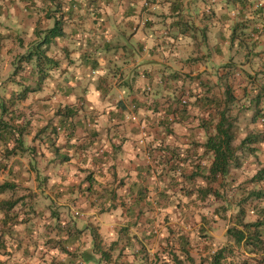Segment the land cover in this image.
Here are the masks:
<instances>
[{"label":"crops","instance_id":"crops-1","mask_svg":"<svg viewBox=\"0 0 264 264\" xmlns=\"http://www.w3.org/2000/svg\"><path fill=\"white\" fill-rule=\"evenodd\" d=\"M95 3L98 8L88 12L93 18L91 23H72V34L82 30L88 46V56H83L76 66L88 70L81 72L76 67L71 73L66 72L64 75H69V81L59 84L57 89L65 92L69 99L66 103H77L79 99L78 130L85 135L88 146L84 150H68L70 160L77 162L76 172H80L81 167H85L83 172L88 168H102L99 173L108 170L103 180L111 175L116 180L113 187L109 183L112 188L99 183L106 188L103 203L108 207L114 203L116 207L105 212H95L96 207H90L85 212L88 218L79 222L83 232H90L89 222L93 217L101 216L108 224H113V234L103 236L109 249L100 248L112 253L117 250V224L124 217L123 204H138V189H133L135 193L132 194L133 190L127 189L129 182L123 187L118 186V171L135 177L144 175L148 165H154L153 141L163 140L171 147L199 142L195 127L205 125V118L210 117V107L217 106L218 98H222V90L218 92L223 89L219 86V81H224L219 71L222 64L239 61L241 68L262 73L264 82V22L257 10L264 0H96ZM248 8L251 14L247 17L251 21L243 27L240 22L247 19L245 11ZM89 24L90 28L84 26ZM55 77L57 79L58 75ZM43 90L52 94L53 83L48 80ZM182 100L187 101L184 109L181 108ZM173 111L177 114L180 111V115L185 116L181 122H173ZM124 131L127 134L123 135ZM102 145L105 153L108 147L119 148V153L112 158L113 165L111 161L105 163L91 158V152L93 154ZM88 149L91 152L86 159L84 152ZM197 153L201 159L205 158L200 148ZM126 156L129 160L125 168H117L116 162L120 163L119 159L124 160ZM57 157L64 158L62 155ZM116 198H122L123 202L117 204L113 201ZM61 235L66 239V234ZM81 235L71 234L63 244L68 246L72 242L74 245L76 240L82 239ZM87 235L90 242L87 247L84 243L83 248L86 264L89 260L97 262L92 249H97L95 243H99L92 234ZM18 236L21 239L19 246H23L26 253L35 236ZM135 240L138 239H132V242ZM133 243H127L126 248L135 254L131 260L133 264H138L143 250L135 248ZM1 247H4L3 243ZM8 259L0 260V264H11Z\"/></svg>","mask_w":264,"mask_h":264},{"label":"rangeland","instance_id":"rangeland-1","mask_svg":"<svg viewBox=\"0 0 264 264\" xmlns=\"http://www.w3.org/2000/svg\"><path fill=\"white\" fill-rule=\"evenodd\" d=\"M33 2L36 5H31V0H0V11L2 12L0 14V32L4 35V38L0 40L2 44L0 50V99L2 96L11 98L13 92L17 93L18 95L14 94V96H18V100L15 102V106L11 108H15L16 115L19 113L21 116L14 118L8 113L6 114V119L12 121L17 126H21L24 123L28 124L32 133H36L47 125L46 133L53 138L54 134L51 130L55 122H58L57 115L63 113V108H65L67 104H77L79 100L77 98V103H66L69 99L64 91L60 89V92L57 89V86L59 84L64 85L65 82L67 83L66 80H68L69 75L65 76L64 74L66 72L71 73V70H75L77 67L76 63L88 50L84 32L81 30L79 34H72V23L75 25L91 23L93 18L88 12L94 8H98V5L95 1L93 2V0L91 2L90 0H33ZM27 7L30 8L28 9ZM71 10H73V12H69ZM47 12L66 22L64 28L67 30V36L55 39L49 46V54L55 56L59 60L60 66L52 71L50 75L49 81L53 83L52 94L47 90H43L40 92H29L27 97L24 98L22 95L23 86L25 84H30L33 78H29L28 81L23 80V78L31 76L30 72L32 69V64L27 63L26 60L23 59V56L29 52L34 41L38 39V36L34 32L35 27L38 26L41 30H46L48 25L53 23V19L48 20L46 17ZM68 15H71V17L69 18ZM84 26H86V28L91 27L90 24ZM246 67L250 68L248 64H246ZM77 68H79L81 72L88 70L87 67L82 68L80 66ZM56 75H58L57 79L55 77ZM219 86L223 89H220L218 92L222 90V97H224L227 90L226 81L220 80ZM255 96L251 95L249 98L236 100L230 104L231 109L229 114L237 135L234 141L236 146L241 144V141L246 135L255 131L259 132L261 129L260 127H262L264 104L261 103L258 107L256 102L252 101ZM85 107L88 108V105ZM256 110H259V114H257L258 116L255 120L254 116ZM79 132L80 133H76L74 139L76 138V143L80 142V144H82V138L86 137H84L85 135H83L81 131ZM125 132L127 134V131H124V134H122L125 135ZM208 132L213 131L207 130L204 126L195 127L197 140L202 142L199 144L202 145L207 140ZM33 136L34 134L29 136L27 146H36L39 152L46 150V153H38L36 155V157H42L39 158L40 162L36 161L39 159L34 158L32 152L29 150L19 154L17 157H7L6 151L10 149L11 146L6 144L0 146V182L14 179L21 187L18 189H8L4 193H1L0 204L2 201L16 199L22 194H27V199L25 200L29 202L32 200V202L36 203L38 208L44 209L47 214H49V211L45 207V204L49 202L50 199L54 201L55 207H59L58 205L62 207L64 205L70 209L72 208L71 210L75 212V205L77 206L78 204L77 201L76 203L73 201L75 195L64 197L63 195L60 196L59 192H61V189H65V187L72 185L75 187L73 190L75 194L76 190L80 188V182L86 177L90 168L83 172L85 167H81L79 168L80 172H76L77 169L75 166L77 162H72L70 158L69 160H65L64 162L66 163L64 164V162H61L64 158L55 157V154L51 150L48 151L46 148L47 140L44 139L45 135L42 136L43 140L39 138L36 141L33 139ZM65 141L66 136L60 132L57 143L63 144ZM83 143L85 144V140ZM188 146L193 150L194 144ZM257 147L258 154L255 153L256 155L250 153L241 155L242 151H238V154L241 156L238 162L241 164L240 166L233 167L231 175L225 179V187H221L220 189L222 192L220 198H213V195L203 197V191L197 192L196 188L203 183V180H201L199 176H197L195 180H192L194 184L198 185L196 188L193 187L194 192L192 195H187L182 191L176 192L174 188V190L171 189L164 192L171 195L167 201H164L166 197L163 198L162 195L163 185L158 183L156 187L152 186L151 190L147 192V199L149 202H153V205L156 204L158 197L155 196L157 192L161 191V199L163 201H159L162 202L163 206L159 207L160 209L155 208L154 210L148 209V211H141V215L137 222L135 223L134 219L129 223V227H126V219L120 221L117 226V231L119 232V239L116 243L117 250L112 253L107 251L108 255L110 254L108 259L107 256L102 254V249L97 250L92 247V250H95V260L97 262L89 260L87 264L90 262L91 264H133L131 260H134L135 254H131L130 249L126 248L128 237H130L127 236V234H131L133 239H138L140 243L138 240H135L133 243L134 247L138 248V250H143L142 253L139 254L138 264H177L173 261L174 257H171L172 253L170 250H173V244L172 241L168 242V238H171L173 234L170 233L169 226H174L175 231L180 228L179 226H182L184 229L182 231L180 230V232L195 234L192 238L193 246L189 251L190 257L180 256L179 258L183 260L181 264H213L210 259L212 252L224 244H229L231 249L228 252V260L225 264H242L244 260H249L250 264H258L257 261L259 259L257 260L255 258H260V256L250 253L252 248H247L240 244L238 245L232 237L225 235L227 234L229 226L233 225L232 219L237 214L242 213L246 220L252 221L257 218L256 212L259 207L254 206L256 202H258V205L260 204L261 208H264L263 200H258L255 196L250 195V190L264 189V180H252L253 176H255L261 168H264V142L258 144ZM102 148L103 145L100 146V149ZM108 149L109 150H105L106 153L110 155V161L113 165L112 158H115L117 153H119V148L111 146L108 147ZM196 149L198 150V148ZM200 151H204L206 154L204 156L205 158L202 159L203 163H208L209 165L211 160L204 146L200 147ZM90 152V149L85 151V156ZM64 153H70V151L65 149ZM93 157L94 155L92 154L91 158ZM128 160V156H126L124 160L119 159L120 163L116 162V164H119L117 168L124 169ZM50 166L52 168L49 169ZM13 167V171L9 173V170ZM117 168L116 170H118ZM118 172L121 174L120 171ZM108 178L109 179H104V181L102 173L96 174V179H98L101 184L106 188H112L116 184V181H114L115 178L112 179V175ZM109 183L113 184L112 187H109ZM231 183L235 186L234 188L231 187ZM182 185L183 183L181 186ZM214 185L216 186L217 184L215 183ZM232 189H235L237 194H235L236 191H232ZM113 201L120 204L123 202V199L116 198ZM60 207L58 208L59 210H61ZM124 208L125 207H123V209ZM241 210H243V212H241ZM101 211L102 209H95V212ZM85 212L87 211L81 210V217L88 218ZM4 214L5 212L0 209V238H2V232H7L4 236L6 246L0 248V260H5L10 257L8 260H10L11 264H86L83 262V259H85V249L83 248L87 247L90 242L89 235L87 234H92L94 238H96L94 240L99 242L102 248H104L103 250L109 249V244L105 242L103 236L105 234H113V224H108L101 216H99L98 219H94L93 217L90 219L91 222H89L90 232L82 231V239L76 240L74 245L71 242L66 246V250L60 244V241L55 240L57 239L56 236L58 237V234H60L58 229L50 232L54 235L53 238L55 239H48L45 245L38 239L36 234H42L47 230L44 222L46 218H42L41 221L35 218L34 225L38 227V229L34 233H31L35 236L32 239L33 243H30L31 248L24 253L23 246H19L21 239L18 235L30 234V231L25 230L24 232L22 231V233H17L20 231L15 232L12 229V231H10V229H8L10 228L9 226L3 225L2 220ZM201 214L209 216V220L213 221V229L210 231L212 235L210 234V238L201 236L199 232L197 233V228H199V225L202 223ZM186 219L191 220L189 225L186 224ZM46 220H48V218ZM139 220L142 224H138ZM147 221L154 222L155 228L157 229L156 235L147 237V235L143 233L144 228H148L144 225ZM124 227L125 229H123ZM22 229L23 227L20 225V230ZM95 231L97 235L94 234ZM180 232L179 234H181ZM61 234H66V239L64 240H67L70 236L67 231ZM223 235H225V237ZM1 242L0 240V245ZM84 243H86L85 247ZM175 243L179 246L182 244V241L175 239ZM58 246H60L59 249ZM131 249L134 250V248ZM178 254L179 251L177 255Z\"/></svg>","mask_w":264,"mask_h":264},{"label":"trees","instance_id":"trees-1","mask_svg":"<svg viewBox=\"0 0 264 264\" xmlns=\"http://www.w3.org/2000/svg\"><path fill=\"white\" fill-rule=\"evenodd\" d=\"M92 0H90L91 2ZM243 1V0H240ZM31 5H36L33 0H31ZM96 2V0H95ZM28 9L30 7H27ZM258 13L262 16V22H264V4H260L259 8L257 9ZM246 20L240 22L243 27H246L248 22L250 23L251 19L247 16H250L251 10L248 8L246 11ZM2 12L0 11V14ZM214 11L211 9V14ZM48 20L53 19V23L49 24L46 30H41L38 26L35 27L34 32L38 36L33 46L30 48L29 52L23 56V59L26 60L27 63L32 64L31 69V76L25 77L23 80L28 81L29 78L32 79L30 84H25L22 89L23 97H27L29 92H40L43 91L45 87V82L49 80L51 72L56 70L60 66L59 60L49 54V46L51 43L57 38H63L67 36V32L64 28L65 20L58 18L57 16H52L49 12L46 13ZM214 15V14H213ZM40 20V18H39ZM47 20V23H48ZM4 38V35L0 32V40ZM2 48V44L0 43V50ZM88 56V53H84L81 57ZM94 61L98 62L97 59ZM35 62V63H34ZM245 63V62H244ZM242 62V64L244 65ZM95 65V64H94ZM220 71H222V76L227 83V90L226 95L220 99V102L217 106L215 104L210 107V112L208 118H205V125L204 128L207 130H212L213 132H208L207 140L201 145L199 142L195 141L193 150L188 147L181 146L171 147L168 144L165 145L163 140L155 142L153 141L151 146L152 150L156 153L154 158V165H148L145 170V174L142 176L135 177L131 174H127L122 172L118 175V186L126 185L127 182L130 183L128 186V190H135L136 191V200L138 204L135 206H125L123 212V218L119 219L122 221L126 219L127 226L129 227V223L135 219V223L137 222L139 216L141 215V211H148V209L154 210L155 208L160 209L163 204L160 201L162 192H157L155 197H158L156 200L155 207L153 202H149L147 199V192L151 190L152 186H157V184L163 185V198L164 201H167L171 195L164 193L171 189L176 192L182 191L185 192L187 195H192L194 192L193 187H197L198 185L194 184L192 180H195L197 176L203 180L201 186L197 187V192H204L203 197H208L213 195V198H220L222 196L221 187H225V179L231 175V170L233 167L240 166L239 163L240 155L238 151L241 150L243 155L244 153H250L253 155L258 154V144L264 142V112L262 113L263 122L261 123L262 127L259 132L255 131L250 133L244 137L241 141L239 146L234 144V141L237 137L236 132L234 130L233 121L230 118V104L236 100H243L246 98L251 97V95H256L255 98L252 100L256 102L258 107L261 103L264 104V82L262 73L259 72H249L245 70L238 62H226L220 66ZM261 78V79H260ZM17 93L13 92L12 97L8 98L6 96H2L0 99V146L2 144H6L11 146L10 149H7L6 155L7 157H17L19 154L27 152V150L31 151L34 158H42L41 156L36 155L38 153H46V150L42 152L38 151L36 146H27V141L31 134H34L33 139L36 141L39 138L43 140V135H45V140H47V149L48 151H52L57 155H62L64 160H69L71 155L69 153H64L65 150H69L72 148L82 149L84 150L88 144L83 141L85 138H82V144L76 143V133H80L77 129L79 126V119L77 115L79 114L80 104L77 105H68L63 108V113L57 115L58 122L54 124L52 127L53 138L50 136L47 131V125L38 130L36 133H32L31 129H29L28 124L24 123L21 126H17L12 121H8L6 119V114H10L12 117H20L21 114L16 115V109H12V106H15V102L18 100ZM181 108L184 109L187 101L185 102L182 100ZM12 109V110H11ZM257 109V107H256ZM181 111V109L179 108ZM175 113L173 111L172 116L174 117L173 122H181L185 116ZM259 110H256V114L254 119L256 120L257 114ZM15 115V116H14ZM180 115V116H179ZM170 122V123H173ZM52 125V124H51ZM167 129H169V123H167ZM18 131V132H17ZM170 131V130H169ZM62 132L63 135L66 136V141L63 144L57 143L58 135ZM44 140V141H45ZM11 142V143H10ZM13 142V143H12ZM13 145V146H12ZM91 146V145H90ZM201 146H204L205 151L209 154V159L211 160L210 164H204L203 160L198 157V150ZM92 147V146H91ZM198 148V150L196 149ZM103 149V148H102ZM263 151V150H262ZM92 153V152H91ZM45 155V154H43ZM90 154L86 155V159L89 157ZM92 155V154H91ZM94 158L100 160L99 162L108 163L110 161V155L105 153L104 150L100 152V148L93 152ZM206 155V154H205ZM40 162L39 160H36ZM14 167L11 168L9 173L13 171ZM100 168H93L87 172L86 177L80 182V188L76 190L75 194L73 190L75 189L74 186H67L65 189H61L60 196L64 197H71L74 196L73 201L76 203L77 206L76 211L73 212L69 207H65L64 205L60 207L54 206V201L49 200V202H45L46 208L49 211L47 214L44 209H40L36 206V203L32 202V200L27 201V194H22L16 199L2 201L0 204V209L5 212L4 218L2 220L4 226H9L10 231L14 230L20 231L17 233H22L25 230H29L30 234L34 233L38 227L34 224V219L38 218L40 221L42 218L45 219V227L46 231L42 234H36L38 239L45 245L48 242V239H55L53 238L54 235L51 234V231L55 229L59 231L60 234L56 241H60V244L67 250L66 244H63L64 239L61 238V233L67 231L68 234H81L83 231V227L79 226V222H83L84 218L81 217V210H87L90 207H96L102 211H109L110 209L116 207L113 203L108 207L104 204V192L106 190L105 187L99 186V181L96 179V174L99 173ZM106 173L102 172L103 177L107 175L108 170L105 171ZM64 179V178H63ZM182 179V181H181ZM252 180L254 181H263L264 180V168L260 169L255 176H253ZM116 181V180H114ZM183 185L181 186V184ZM217 184L216 186L214 184ZM231 187L233 183H231ZM21 188L20 185L14 180H6L4 182H0V194L4 193L8 189H18ZM236 189V188H235ZM235 189H232L234 191ZM133 190L132 194L135 193ZM237 190V189H236ZM235 190V191H236ZM100 192V193H99ZM114 189L110 191L111 195L113 194ZM106 193V192H105ZM107 194V193H106ZM237 194V191L235 192ZM250 195L255 196L258 200L264 201V189H253L250 190ZM92 197V198H91ZM160 200V201H159ZM256 204L257 206V218L256 220L248 221L244 217V214L240 213L237 214L232 219L233 225H230L227 230V236H230L234 239V241L239 245H244L247 248H252L250 253H254V255H259L260 258L257 263H264V208L260 207V204ZM153 205V206H152ZM260 209V211H259ZM153 212V211H151ZM243 212V210H241ZM217 214V213H216ZM215 215V214H214ZM77 216V217H76ZM212 217V216H211ZM202 223L197 228V233H201V236H205L206 238H210L211 230L213 229V221L209 220V216L201 214ZM213 219V218H211ZM119 221V222H120ZM191 220L186 219V224H190ZM58 222V228H57ZM78 223V225H77ZM140 223V220L138 222ZM20 225L23 227L20 230ZM144 234L149 236H154L157 234V229L155 228L153 221H147L144 223ZM118 226V224H117ZM179 226V225H178ZM180 228L175 231L174 226H169L170 233L173 234V238H168V242L172 241L173 250L170 252L172 253L171 257L173 261L177 264L183 263L180 256L190 257V248L193 246L191 234H185V232H180L184 229V227L179 226ZM12 229V230H11ZM85 229V226H84ZM125 229V227L123 228ZM55 230V231H56ZM6 231V230H5ZM179 232L181 234H179ZM7 232H2L1 234H6ZM14 233V232H13ZM97 235L96 231L94 232ZM61 235V237H60ZM212 235V234H211ZM200 236V237H201ZM202 238V237H201ZM33 239V238H32ZM31 239V240H32ZM133 237H128V244L132 242ZM175 239H179L182 241L181 245H177L175 243ZM3 243L4 247L5 240L4 236L0 238ZM40 242V243H41ZM116 243V242H114ZM97 250L101 248V244L95 243ZM114 245V244H112ZM175 247V248H174ZM181 247V248H179ZM230 249L229 244H224L223 246L219 247L217 250L212 252L211 261L213 264H225L228 260V252ZM179 251V254L177 255ZM109 259V255L106 251L103 253ZM93 257V256H92ZM170 258V257H169ZM171 259V258H170ZM166 261V260H165ZM242 264H250L249 260H244Z\"/></svg>","mask_w":264,"mask_h":264}]
</instances>
